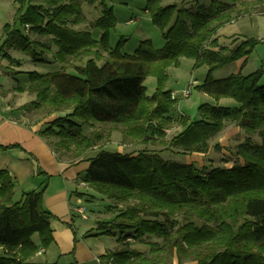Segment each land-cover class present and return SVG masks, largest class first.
<instances>
[{"label": "trees", "instance_id": "1", "mask_svg": "<svg viewBox=\"0 0 264 264\" xmlns=\"http://www.w3.org/2000/svg\"><path fill=\"white\" fill-rule=\"evenodd\" d=\"M187 1L163 6L162 0H145L143 11L160 29L165 44L156 49L145 39L133 54L123 53L120 45L110 47L116 19L106 0H86L102 6L101 16L90 23L92 29L101 31L98 39L89 30L71 27L84 20L74 0H13L12 23L1 29L4 59L12 61L8 52L15 50L34 63H49L45 59L49 54L52 62L60 64L58 70L46 74L16 72L26 83L17 82L15 91L34 97L20 110L43 112L44 119L68 111L45 123L39 136L59 161L68 165L88 162L81 182L125 206L112 221L96 225V235L117 236L119 246L100 256L101 264H171L174 257L177 264H264L261 71L220 80L210 77L230 63L244 59L245 64L257 41L242 39L232 47L219 46L215 36L225 25L248 16L249 7H257L264 17V0H212L208 6L192 0L189 7ZM180 58L194 60V67H208L198 91L216 100L230 98L238 106L203 104L198 108L199 120L187 123L179 117L182 130L169 145L181 155L206 154L209 142L227 123L232 124L247 137L230 153L235 161L230 168L198 169L193 164L165 161L157 153L142 151L131 156L101 146L115 129H120L124 140L163 144L160 139L165 125L175 120L171 111L176 103L163 84L166 69L177 66ZM148 76L158 83L150 97L143 85ZM94 124L110 125L113 130L83 132L84 126ZM95 148V154L88 156ZM13 195L11 177L0 171V264H56L32 262L53 241L43 190L24 193L17 202ZM149 237L161 238L163 244L152 243L148 254L133 249L128 241Z\"/></svg>", "mask_w": 264, "mask_h": 264}, {"label": "rangeland", "instance_id": "2", "mask_svg": "<svg viewBox=\"0 0 264 264\" xmlns=\"http://www.w3.org/2000/svg\"><path fill=\"white\" fill-rule=\"evenodd\" d=\"M78 4L84 20L81 24L77 26H71L77 31L89 30L92 38L98 39L101 31L99 29H92L90 23L101 16L102 6L98 2L94 4H89L86 0H74ZM180 0H162V5H170L174 3H179ZM212 0H199L200 5L208 6ZM224 1V0H219ZM107 6H111L113 9V15L116 19L115 28L110 31L109 45L111 48L120 45L121 51L126 54H133L137 48L140 41L149 39L154 48H162L165 44L164 39L161 36L160 29L154 26L148 14L143 11L145 5V0H106ZM192 5V0L187 1V7ZM251 6V5H249ZM16 5L13 0H0V41L2 40L1 29L4 24L12 23V19L15 13ZM250 13L248 16L239 18L234 22H231L221 29L218 30L216 34L217 42L219 46H234L242 39H252L257 41L254 49L247 57L245 64L242 63V59L233 63H230L220 69L213 71L210 75L211 79L220 80L231 75L241 74L246 76L256 71H261V77L259 80V85H264V17L258 14L257 7H249ZM42 43H45L44 38H36ZM39 51V49H37ZM54 51V48H53ZM12 56L11 60H6L2 56L0 58L1 65H12L19 67L21 71H35L39 74H46L58 70L60 64L52 62L54 59L51 55L47 54L45 59L50 60L49 63L38 64L34 63L30 56L22 54L18 51H9ZM106 54H103L105 56ZM86 60V59H84ZM98 64L102 63V60H98ZM76 64H80L76 62ZM194 60L189 58H180L177 66H169L166 69V80L164 82V89L175 94V105L171 111L173 117L170 122L165 125L164 136L156 142H149L147 144H142L138 140L126 139L124 140L120 129H115L110 134V137L104 144L103 150L111 152H119L123 154H129L135 156L137 153L142 151H148L151 153H157L163 160L169 162H176L179 164H193L198 169L207 168L210 170L213 167H225L230 168L233 166L235 161L230 159V153L235 149L236 145L241 143L247 134L240 129L239 132H232L234 125L227 123L223 131L214 139L209 142V151L206 154H191V155H181L177 154V149L170 147V140L181 132L182 126L180 124V118L183 117L186 122H193L200 119L198 108L203 104H209L213 106L221 107H237L238 103L230 98H219L218 100L213 97L206 95L196 89L197 86L201 85L206 79L208 74V67L202 65L199 67H194ZM146 96H152L157 88L158 83L154 76H148L144 83ZM11 86L6 85L5 89L7 92H11L9 98L10 102L14 106H23L32 98L25 92L22 95L17 96V100L11 97L16 96L15 89ZM185 89L190 90V95L186 99L181 98V92ZM15 92V93H14ZM18 94V93H17ZM68 111L58 112L47 117V121H52L56 117L64 116ZM44 113H37L35 119H44ZM93 129H98L100 131L107 132L108 130H113V128L108 126H101L94 124L91 126H84L83 132L88 133ZM252 140L258 141L256 137ZM223 144V146L221 145ZM218 145V149L215 148ZM227 145V146H226ZM222 149V150H221ZM90 151L88 156H93L96 152ZM86 164L85 162L80 163V165ZM89 165V164H88ZM87 165V166H88ZM83 166H80L81 168ZM80 193L84 194L82 202L80 204L86 209L85 213L87 216L86 220L81 219V217L76 216L74 221V228L78 233L89 234L92 230L96 229L98 223H104L112 221L118 213L124 209L123 204H114V201L108 200L106 197L98 194L93 189L87 185L78 186ZM84 234V235H85ZM93 234V233H92ZM94 237V236H93ZM97 237V236H95ZM33 240L37 239L36 235H33ZM132 243V248L148 254L150 250V245L152 243H157L159 246L163 244V239L149 237L142 242L128 240ZM107 250L117 249L119 246L117 244V236H105L101 235L100 239H97ZM114 249V250H115ZM45 255H40L36 260L40 263H45ZM171 264H177V259L174 257L171 260ZM182 264H196L192 261L183 262Z\"/></svg>", "mask_w": 264, "mask_h": 264}, {"label": "crops", "instance_id": "3", "mask_svg": "<svg viewBox=\"0 0 264 264\" xmlns=\"http://www.w3.org/2000/svg\"><path fill=\"white\" fill-rule=\"evenodd\" d=\"M8 54L12 56L10 52ZM16 72L25 71L16 66L0 64V171L7 172L12 179L15 202L24 193L43 190V208L52 217L50 229L53 241L47 249L37 252L32 262L40 263L36 259L45 255V263L101 264L99 257L115 248L107 250L98 243L101 235H96L94 230L87 235L78 233L73 221L78 216L73 210L84 196L78 190V186H83L80 178L89 163L83 161L86 164L77 162L68 165L59 161L51 147L39 136V131L49 121L46 118L37 120L36 114L20 110V105L11 104V92H7L5 86L10 85L15 89L17 82L26 83L25 78L21 74L16 75ZM24 93L11 97L17 100V96ZM27 95L32 98L28 103L34 100L33 96ZM231 129L232 132L240 131L237 127Z\"/></svg>", "mask_w": 264, "mask_h": 264}, {"label": "built area", "instance_id": "4", "mask_svg": "<svg viewBox=\"0 0 264 264\" xmlns=\"http://www.w3.org/2000/svg\"><path fill=\"white\" fill-rule=\"evenodd\" d=\"M190 95V90L189 89H185V90H183L182 92H181V98L182 99H186V98H188V96ZM170 98L172 99V100H176L175 99V94L173 93V92H171V94H170ZM81 185H85V183H81ZM85 211H86V209L81 205V204H78L75 208H74V210H73V212L75 213V214H77L79 217H81V219H83V220H86L87 219V216H86V213H85ZM43 250L41 249L40 251H39V253H41Z\"/></svg>", "mask_w": 264, "mask_h": 264}]
</instances>
